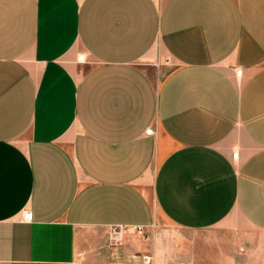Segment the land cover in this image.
<instances>
[{"label": "crops", "instance_id": "crops-1", "mask_svg": "<svg viewBox=\"0 0 264 264\" xmlns=\"http://www.w3.org/2000/svg\"><path fill=\"white\" fill-rule=\"evenodd\" d=\"M219 226L264 264V0H0V264H143L114 229Z\"/></svg>", "mask_w": 264, "mask_h": 264}, {"label": "rangeland", "instance_id": "rangeland-1", "mask_svg": "<svg viewBox=\"0 0 264 264\" xmlns=\"http://www.w3.org/2000/svg\"><path fill=\"white\" fill-rule=\"evenodd\" d=\"M163 233V229L150 233L125 231L122 242L131 240L138 246H147L149 250L157 248L161 253H142L152 256L148 264H255V230L238 233L219 226L200 232L170 228L172 237L163 236ZM170 239L174 241L170 242ZM185 240L192 242L190 248L195 253H162L165 248H180L186 244Z\"/></svg>", "mask_w": 264, "mask_h": 264}, {"label": "built area", "instance_id": "built-area-1", "mask_svg": "<svg viewBox=\"0 0 264 264\" xmlns=\"http://www.w3.org/2000/svg\"><path fill=\"white\" fill-rule=\"evenodd\" d=\"M84 59H85L84 55H79L78 56V60L79 61H84ZM236 75H237V77H240L242 75V70L238 69L236 71ZM152 133H153V129L152 128H149L146 131L147 135H151ZM238 155L239 154H238L237 151L233 153V157L235 159L238 158ZM33 218H34V213L32 211H26L24 213V215H23V219L26 220V221H32ZM142 230H143L142 227H135V228L131 229V231H134V232L135 231H142ZM125 231H127V230L124 229V228H116V229H114L112 231V233H111L112 240L116 244L121 243L123 241V239H124V235L123 234H124ZM144 261H145V263H149L150 262V257L149 256L144 257Z\"/></svg>", "mask_w": 264, "mask_h": 264}]
</instances>
